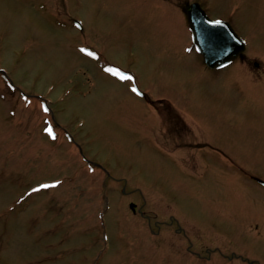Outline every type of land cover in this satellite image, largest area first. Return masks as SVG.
I'll list each match as a JSON object with an SVG mask.
<instances>
[{
	"label": "rangeland",
	"instance_id": "1",
	"mask_svg": "<svg viewBox=\"0 0 264 264\" xmlns=\"http://www.w3.org/2000/svg\"><path fill=\"white\" fill-rule=\"evenodd\" d=\"M197 1L238 64L164 0H0V264H264V0Z\"/></svg>",
	"mask_w": 264,
	"mask_h": 264
},
{
	"label": "water",
	"instance_id": "2",
	"mask_svg": "<svg viewBox=\"0 0 264 264\" xmlns=\"http://www.w3.org/2000/svg\"><path fill=\"white\" fill-rule=\"evenodd\" d=\"M190 21L197 47L210 67L220 68L229 63L237 52L245 49L244 42L228 24L211 22L202 11L196 9L190 12Z\"/></svg>",
	"mask_w": 264,
	"mask_h": 264
},
{
	"label": "snow or ice",
	"instance_id": "3",
	"mask_svg": "<svg viewBox=\"0 0 264 264\" xmlns=\"http://www.w3.org/2000/svg\"><path fill=\"white\" fill-rule=\"evenodd\" d=\"M81 51L83 52V51H86V50H84V49H81ZM88 55H93V53H87ZM108 71H111L112 72V74L113 75H117V76H119L120 77V79H131V77H128V76H125V75H123V74H121V73H119L117 70H113V69H108ZM134 91H135V89H134ZM45 111H47V109H45ZM50 131V130H49ZM43 187H54V185H44ZM34 191H38V189H34Z\"/></svg>",
	"mask_w": 264,
	"mask_h": 264
}]
</instances>
